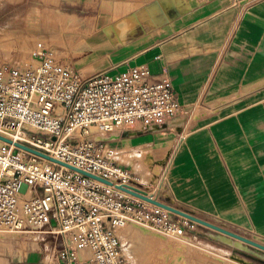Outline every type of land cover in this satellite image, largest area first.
<instances>
[{
    "label": "crops",
    "instance_id": "0c3cea01",
    "mask_svg": "<svg viewBox=\"0 0 264 264\" xmlns=\"http://www.w3.org/2000/svg\"><path fill=\"white\" fill-rule=\"evenodd\" d=\"M8 6L4 25H73L79 64L69 67L81 78L140 66L166 75L181 114L162 126L115 132L105 144L117 141L114 149L131 158L151 153L161 160L162 152L163 185L152 192L162 205L264 244V0ZM10 244L15 258L8 255V264H58V239L48 237L36 250L26 240Z\"/></svg>",
    "mask_w": 264,
    "mask_h": 264
},
{
    "label": "built area",
    "instance_id": "2783aa9c",
    "mask_svg": "<svg viewBox=\"0 0 264 264\" xmlns=\"http://www.w3.org/2000/svg\"><path fill=\"white\" fill-rule=\"evenodd\" d=\"M181 112L169 78L144 66L84 79L41 43L30 62L0 61V137L12 142L0 140V237L35 250L58 239V264H130L119 238L127 222L183 238L187 220L133 196L160 202L99 138Z\"/></svg>",
    "mask_w": 264,
    "mask_h": 264
},
{
    "label": "rangeland",
    "instance_id": "374dc122",
    "mask_svg": "<svg viewBox=\"0 0 264 264\" xmlns=\"http://www.w3.org/2000/svg\"><path fill=\"white\" fill-rule=\"evenodd\" d=\"M18 2H20V0H0V40H1L0 41L1 43L0 44V61L5 62V63L10 62L11 64H14V65L25 64V62H30L31 58L34 55L36 45L38 43H41L43 44V46L45 47L49 55H51L57 63L63 66H67V67H69L70 65L75 66V64L78 65L79 63L77 59L79 58L78 51L80 47L74 44V42L71 40V37L74 36L73 25H4L5 18L9 16V14L4 13L5 9L9 7L8 5L10 3H18ZM18 12L19 10L15 12L17 14L13 12L12 15L17 16ZM7 38H10V39L8 40ZM22 41H27L28 46H30L29 49L27 46L28 50L26 49V45L25 46L20 45L22 44L21 43ZM10 42H12L13 44ZM6 43L8 45L10 44L7 47V49L3 48V47H6ZM2 45H5V46H2ZM21 51L23 53L25 52L26 55L21 54L22 53ZM73 54L76 56H74ZM93 137L98 138L97 135H94ZM99 138L102 140H106V139L112 140V139H116V135L112 133V135L110 134L107 136H99ZM116 142L117 141H115L112 145H107V147L109 148L112 147L110 148L111 149V155L109 157L110 160L114 161L115 163L119 165H124L129 171L131 170L135 174L137 182L140 185L148 187L150 192L151 191L155 192L158 185H163V179H164L163 166L162 167L160 166L161 167V169L159 170L160 172L159 171L158 173L155 172L156 176L159 175V177L155 178V175L151 173V170H148L147 173L146 171L143 170L145 169L144 166L146 165L143 166V164L139 163L136 160V158H131V156L127 157L128 155H125V156L121 155L120 151H117L116 149H114ZM143 154H140V155L143 156ZM159 154L160 153H158V155ZM158 158L161 160L163 159L162 152L160 156H158ZM140 164L142 167L140 166ZM159 201L161 203H164V199L162 198H159ZM171 217L176 222L180 221L179 223H182V221L187 220L188 226L185 227L184 229L185 235L183 238H180V237L178 238L173 235L164 234V233L155 231L152 228H149L148 226L144 224L143 225L147 229L155 231L156 234L157 233L162 234L168 237L170 240H176L178 242V244L182 247V250H181L182 259L180 263L178 264H264L262 261L264 260V253L261 254V252H259L262 250H259V249L255 250L256 248L252 249V246L250 245H245L244 247H237L235 245L227 244L225 241H223L219 237L221 235L218 232L213 231L200 223L194 222L192 220L189 221V219L175 215L173 213H171ZM148 237L152 238L150 236ZM148 237L145 235H142L141 233H138L137 238L145 240L148 243L147 245H144L142 242L139 246L134 242V245H135L134 250L138 248L135 251V253L137 252V254L130 255L127 253L128 247L129 245H132L133 242L131 240L130 241L126 240L123 236H121V234H119L122 252L126 256L128 261L130 262V264H137V262L138 264L139 262L141 264H167V262L163 261V256L161 255V250L165 248L161 245V243H158V241H155L152 243L157 244V246L155 247L156 249H153L151 247L152 243L147 240ZM255 240H251V241L264 246V244H261L258 242V240L256 241ZM9 243L10 241H5V243L4 242L0 243V260L1 259L4 260L12 252L13 250L12 245H11L12 243L11 244ZM189 246H193L192 248H190L191 251L189 250ZM8 247H11V248H8ZM184 247L188 248L186 249L187 252L189 251L188 253L185 251ZM13 251H15V249ZM12 254H10V256L14 259L15 257ZM201 257L202 258L204 257V258L199 259ZM236 259H239L240 261L239 260L237 261ZM6 264H8L7 260H6Z\"/></svg>",
    "mask_w": 264,
    "mask_h": 264
},
{
    "label": "bare ground",
    "instance_id": "6f19581e",
    "mask_svg": "<svg viewBox=\"0 0 264 264\" xmlns=\"http://www.w3.org/2000/svg\"><path fill=\"white\" fill-rule=\"evenodd\" d=\"M68 34V33H67ZM65 35V34H64ZM63 36V35H62ZM70 36V35H69ZM71 37V36H70ZM63 38V37H62ZM8 40L10 38H7ZM6 39V40H7ZM5 40V41H6ZM1 41V40H0ZM4 41V40H3ZM12 43V42H10ZM22 44H20L21 46H25L26 45V49H27V46H28V43L27 41H22L21 42ZM1 44V43H0ZM13 44V43H12ZM68 44V42H67ZM10 45V44H9ZM7 43H6V47H3V48H6L9 46ZM2 46H5V45H2ZM20 46V47H21ZM30 46H28V49H29ZM12 48V47H11ZM24 48V47H22ZM27 49V50H28ZM84 49H87V48H84ZM91 49V48H90ZM20 50V48H19ZM63 50V49H62ZM69 50V49H68ZM92 50V49H91ZM10 51V49H9ZM14 51V49H13ZM82 51V50H81ZM94 51V50H92ZM19 52V51H18ZM22 52V51H21ZM20 52V53H21ZM66 52V51H65ZM68 52V51H67ZM27 53V52H26ZM72 53V52H71ZM19 54V53H18ZM21 54H25V52L21 53ZM28 54V53H27ZM74 55V54H73ZM76 56V55H74ZM19 57V56H18ZM24 57V56H23ZM86 59V58H84ZM21 61V60H20ZM26 63V62H25ZM136 160L139 162V163H142L143 166L145 167V169H143L144 171H146V173L148 172V170H151V173H153V175L156 176V173H158V171L161 169V164H162V160H157V159H154V156L151 154V153H144L143 156L142 155H138V157H136ZM141 166V164H140ZM136 167V166H135ZM142 167V166H141ZM137 168V167H136ZM142 169V168H141ZM150 173V172H149ZM154 191V190H153ZM134 196V195H133ZM148 198H151V197H148ZM154 199L156 200V198L154 197ZM153 201V199H151ZM168 207V206H166ZM171 208V207H170ZM162 210H165L163 208H161ZM173 209V208H172ZM167 211V210H166ZM183 213V215L181 217H184V218H187L189 220H192L194 222H197V223H200L206 227H208L209 229L213 230V231H216L218 232L221 236H219L223 241H225L227 244H231V245H235L237 247H244L245 245H249V243H252V244H257L258 246H261L264 248V246L258 244V243H255L245 237H242L240 235H237L235 233H232L230 231H227L223 228H219L215 225H212L210 223H207V222H204L202 220H199L189 214H186L184 212H181ZM147 226V225H146ZM150 228V227H149ZM149 231V232H148ZM138 233H141L142 235H145V236H150L152 238H147V240L149 242H155V241H158V243H161V245L165 248V249H162L161 250V255L163 256V261L167 262V264H178L180 263L181 261V250H182V247L178 244V242L176 240H170L168 237L162 235V234H156L155 231L153 230H149L147 229L143 224H140V223H136V222H127L121 229H119V234H121V236H123L126 240H131L133 242L132 245H129L128 247V254L130 255H136L137 252L135 253V251L138 249L136 248L134 250V242L140 246V244L143 242L144 245H147L148 242H146L145 240H142V239H138L137 238V234ZM142 237V236H141ZM2 238V237H1ZM143 238V237H142ZM5 243V242H4ZM187 243V242H186ZM10 244V243H9ZM157 246V244H151V247L153 249H156L155 247ZM252 246V245H250ZM249 246V247H250ZM193 246H189V250L190 248H192ZM254 247V246H252ZM8 248H11V247H8ZM185 248V251L186 249H188L187 247H184ZM256 249H259L258 247H254ZM24 249V248H23ZM9 250V249H8ZM12 250V249H11ZM260 250V249H259ZM191 251V250H190ZM187 252V251H186ZM189 252V251H188ZM187 252V253H188ZM12 254V252L10 253ZM9 254V255H10ZM13 255V254H12ZM219 255V253H218ZM225 255V254H224ZM138 256V255H137ZM222 256V255H221ZM198 257V256H197ZM200 257V256H199ZM204 258V257H203ZM202 257L199 258V259H203ZM237 261L239 259H236ZM240 261V260H239ZM138 264V262H137ZM139 264H141L139 262Z\"/></svg>",
    "mask_w": 264,
    "mask_h": 264
},
{
    "label": "water",
    "instance_id": "95a60500",
    "mask_svg": "<svg viewBox=\"0 0 264 264\" xmlns=\"http://www.w3.org/2000/svg\"><path fill=\"white\" fill-rule=\"evenodd\" d=\"M0 140H1V141H4V142H6V143H12L11 141H9L8 139H5V138H3V137H0ZM14 145H15L16 147L20 148V149H23V150L28 151V152H30V153H33V154H35V155L43 156L41 153H39V152H37V151H34V150H32V149H29L28 147H25V146H23V145H20V144H17V143L14 144ZM85 175L88 176V177H90V178H94V177L91 176V175H88V174H85ZM117 188L123 190L122 187H117ZM131 194L134 195L135 197H137V198H139V199L145 201V202H148V203H151V204H153V205H155V206H157V207L163 208V209L167 210V211L170 212V213H173V214L178 215V216H182V215H183V213H181L180 210H177V209L175 210V209H172V208H170V207H166V205H162L161 202L158 203L157 201H152L151 199H149L148 197L144 196V195L141 194V193H138V192H136V191H133V192H131ZM149 197H150V196H149ZM185 213H186V212H185ZM189 221H190V220H189ZM249 245H252V246H254V247H258L260 250H262V251L264 252V248L261 247V246H258L257 244L249 243ZM254 247H252V248H254Z\"/></svg>",
    "mask_w": 264,
    "mask_h": 264
}]
</instances>
